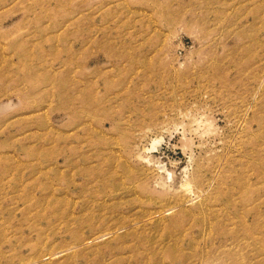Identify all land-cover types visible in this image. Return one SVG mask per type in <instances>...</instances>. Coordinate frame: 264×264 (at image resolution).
I'll list each match as a JSON object with an SVG mask.
<instances>
[{
    "label": "rangeland",
    "instance_id": "obj_1",
    "mask_svg": "<svg viewBox=\"0 0 264 264\" xmlns=\"http://www.w3.org/2000/svg\"><path fill=\"white\" fill-rule=\"evenodd\" d=\"M0 264H264V0H0Z\"/></svg>",
    "mask_w": 264,
    "mask_h": 264
}]
</instances>
